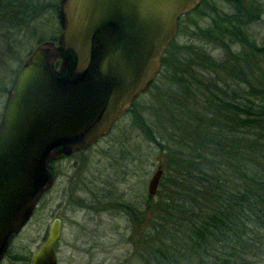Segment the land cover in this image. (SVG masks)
<instances>
[{"label":"trees","instance_id":"1","mask_svg":"<svg viewBox=\"0 0 264 264\" xmlns=\"http://www.w3.org/2000/svg\"><path fill=\"white\" fill-rule=\"evenodd\" d=\"M230 2L234 13L204 32L210 49H187L189 59L176 62L186 70L184 77L173 71L183 82L180 119L171 116L179 132L147 211L134 210V258L142 264H264V41L245 31L261 12ZM55 3L0 0V34L55 19Z\"/></svg>","mask_w":264,"mask_h":264},{"label":"water","instance_id":"2","mask_svg":"<svg viewBox=\"0 0 264 264\" xmlns=\"http://www.w3.org/2000/svg\"><path fill=\"white\" fill-rule=\"evenodd\" d=\"M201 1H59L56 44H39L6 91L0 118V261L51 185V155L90 146L110 130L154 83L179 20ZM162 168L149 179L150 197ZM60 235L55 220L29 264H57Z\"/></svg>","mask_w":264,"mask_h":264},{"label":"rangeland","instance_id":"3","mask_svg":"<svg viewBox=\"0 0 264 264\" xmlns=\"http://www.w3.org/2000/svg\"><path fill=\"white\" fill-rule=\"evenodd\" d=\"M230 1L202 0L195 10L179 20L178 32L165 55L168 65L160 70L155 84L139 98L107 140L63 162L65 168L69 163L72 167L63 171L64 177L58 180L55 190L44 193L30 221L11 240L2 264H28L45 240L54 218L62 221V234L56 245L58 264H126L130 260L142 264L134 258L137 241L134 210L147 211L148 181L160 165L159 159L166 161L168 146L173 147L174 140L170 142L173 132H179L171 116L180 119L176 112L180 109L177 105L181 104L183 82L174 81H182L179 78L173 80V71L181 68L175 74L184 77L186 70L176 62L184 64L189 59L187 49L195 46L210 49L211 45H204V32H215L220 16L234 13ZM242 1L255 13L261 12L260 20L252 21L245 29L253 40L261 43L264 0ZM43 17L33 22L29 32L0 34V118L6 91L22 64L40 41L59 34L56 16L49 22ZM212 54L217 59L221 57L219 51ZM148 133L156 141H150ZM75 160L77 166L73 165ZM117 200L128 201L134 210H115L112 205Z\"/></svg>","mask_w":264,"mask_h":264},{"label":"flooded vegetation","instance_id":"4","mask_svg":"<svg viewBox=\"0 0 264 264\" xmlns=\"http://www.w3.org/2000/svg\"><path fill=\"white\" fill-rule=\"evenodd\" d=\"M59 1L60 0H57L56 1V3L54 4V12H55V7H56V5L59 3ZM55 16H56V12H55ZM56 20H57V17H56ZM57 32L60 34V32H61V30H60V26H59V23H58V20H57ZM178 30V29H177ZM178 32V31H177ZM59 34H58V36H59ZM58 36L56 37V38H53L52 40H46V41H42L41 43H43V42H54L55 44H56V41H57V38H58ZM40 43V44H41ZM39 45V44H38ZM23 65V64H22ZM58 66H59V60H57L56 61V67L58 68ZM21 68V67H20ZM161 69H162V65H161ZM160 69V70H161ZM19 71V70H18ZM158 75H159V73H158ZM158 75H157V77H158ZM157 77H156V79H157ZM156 79L154 80V83L150 86V88L147 90V92L152 88V86L155 84V81H156ZM146 92V93H147ZM146 93H144V94H142V95H140L139 97H138V99H136L134 102H133V104L127 109V111H126V113L124 114V115H122L121 117H119L113 124H112V126L110 127V130L104 135V136H102V137H100L95 143H93L92 145H90V146H87V147H84V148H82V149H80V150H78V151H73V152H71V153H68V154H65V153H63V152H61V151H59L58 150V152L56 153V152H54L52 155H51V157H50V159H49V161H48V163H47V169H48V172H49V174H50V178H51V185H50V187H49V189L47 190L48 192L49 191H53V190H55V188H56V186H57V184H58V180H60V178H62V177H64L63 176V171L67 168H71L72 166H71V164L69 163V165L65 168V166L63 165V162H65V161H69V159H71L72 157H74L75 155H77V154H80V153H83V152H85V151H87V150H91L92 148H94L95 146H97L100 142H102L103 140H107L112 134H113V129L115 128V126L119 123V122H121L125 117H127L128 115H129V113H130V111H131V109H132V107L134 106V104L139 100V98L141 97V96H143V95H145ZM159 163H160V165L163 167L162 169H163V174H164V168H165V159L163 158H160L159 159ZM73 165H75V166H77L78 165V162L75 160L74 162H73ZM162 177H163V175H162ZM162 177H161V179H162ZM161 179H160V182H161ZM149 182V181H148ZM160 182H159V184H158V189H159V185H160ZM158 189H157V191H158ZM157 193V192H156ZM148 195V194H147ZM121 198H122V196H121ZM149 198H150V196H148V200H149ZM131 205L132 204H130L128 201H121V200H117L116 201V203L114 204V205H112L113 207H114V209L115 210H120V211H127V212H129V211H132V210H134L133 209V205H132V207H131ZM35 211V210H34ZM34 213V212H33ZM133 216V215H132ZM133 219V218H132ZM55 220H58L59 222H60V227H61V234H62V221L59 219V218H54L53 219V221L51 222V224L55 221ZM51 224H50V226H51ZM50 226H49V228H50ZM49 230V229H48ZM61 238V237H60ZM60 240V239H59ZM57 245V244H56ZM55 252H56V247H55ZM32 256V255H31ZM5 257H6V253H5V255H4V257L2 258V260L0 261V264H2L3 263V261H4V259H5ZM30 259H31V257H30ZM56 259H57V257H56ZM30 263V260H29V262H28V264ZM57 264H58V262H57Z\"/></svg>","mask_w":264,"mask_h":264}]
</instances>
